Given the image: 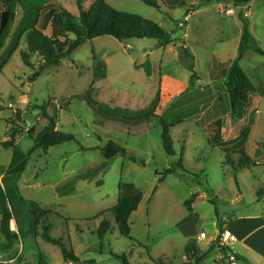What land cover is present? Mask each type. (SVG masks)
I'll return each instance as SVG.
<instances>
[{
    "label": "rangeland",
    "instance_id": "374dc122",
    "mask_svg": "<svg viewBox=\"0 0 264 264\" xmlns=\"http://www.w3.org/2000/svg\"><path fill=\"white\" fill-rule=\"evenodd\" d=\"M95 1L84 0V8L88 9ZM105 1L121 12L156 22L176 43L159 47L151 62L143 58V54L155 49L158 44L155 39L120 42L110 36L96 38L59 63L47 65L32 82L30 77L34 70L26 66L21 57V51L27 46L25 37L17 51L9 56L24 15L23 6L19 5L10 36L0 52V62L9 59L0 74V106L3 107L0 111V165L8 167L11 163L13 150L3 148V143L10 139L13 129L20 127L17 145L27 155L28 165L16 178L19 196L50 211L44 217V220L47 218L45 224L51 225L49 235L60 239L80 264H123L113 254L126 255L130 264H179L185 257L184 234L204 232L207 239L198 243L204 249L211 239L217 238L220 222L229 223L241 214L264 212V196L258 195L259 190L264 192V57L249 50L240 62L258 91L251 95L248 105L237 106L233 121L234 91L222 78L215 81V74L218 67L229 68L234 64L240 43L233 19L221 14L217 3L184 0L185 5L181 7L161 4L160 9H156L141 0ZM77 2L51 0L50 4L79 18ZM230 2L234 4L233 0ZM192 3L196 11L205 10L209 15L206 16V12L190 15ZM253 11L254 20L264 21V0H255ZM47 12L48 9H44L41 13L38 28L56 37ZM180 23L183 28L178 26ZM184 42L194 57L192 69L204 86L202 90L189 86L173 97L178 100V106L172 112L177 108L198 109L186 122L170 130L176 154L171 156L165 149L158 120L139 134L105 126L107 121L103 120L101 112L88 102V91L96 102L109 109H148L159 90L160 70L163 75L175 77V81L189 84L191 72L184 59ZM257 44L264 49V40ZM99 61L106 63L107 74L93 82ZM40 63L38 57L32 59L35 67ZM146 63L153 66L154 76H147L145 67L136 68ZM42 107L55 118V127L39 121ZM219 119L223 121L222 126L207 127L208 120ZM36 124V139H30L28 131ZM245 128L250 129L245 152L252 159L259 156L261 166L238 167L241 159L238 142L214 144L216 136L224 141L237 137ZM54 129L75 135L76 141L52 147L47 152L38 149L41 138ZM110 141L123 146L127 156L116 157L106 169L96 172L105 162L101 150ZM183 148L182 164L187 173L177 170L160 184L165 171L173 169L179 161ZM91 172L90 177L81 178ZM120 183L133 184L142 193L137 211L128 219L133 240L121 235L115 216L110 212L118 203ZM240 192L242 199L236 200ZM192 194L199 196L193 212H189L184 202ZM31 218L34 220L31 223L21 218L23 237L12 243L0 231V264H68L71 260H65L63 247L42 237L44 220H37L36 224L37 215L32 214ZM103 221L110 228L99 236ZM10 229L18 230L14 221ZM28 229L32 230L31 234ZM259 248V244H251L245 237L236 244L243 255L250 254L248 264H264V258L257 252ZM213 261L214 253H211L204 264Z\"/></svg>",
    "mask_w": 264,
    "mask_h": 264
},
{
    "label": "trees",
    "instance_id": "16d2710c",
    "mask_svg": "<svg viewBox=\"0 0 264 264\" xmlns=\"http://www.w3.org/2000/svg\"><path fill=\"white\" fill-rule=\"evenodd\" d=\"M51 0H0V52L4 49L6 41L10 36L11 29L15 18L12 16L17 14V7L23 6L24 15L19 23L18 32L16 34L15 44L12 50L9 52V56H12L20 46L23 38H26V50L21 51V57L24 64L34 70V74L30 77V80L35 81L45 67L50 64H57L65 56L70 55L73 51L81 47L87 41H92L96 38L110 36L120 42H124L131 39H155L162 48L169 47L176 43L171 34L167 33L165 29L151 20L145 19L139 15L129 14L121 12L108 4L105 0H96L88 9L84 8V0H78V7L80 9L79 18L73 16L67 10L57 6L56 4H50ZM149 7L160 9L161 4L170 8L181 7L185 5L184 0H141ZM230 0H201L204 4L225 3ZM236 7L248 6L253 0H233ZM44 9H48V20L52 22V29L57 34L56 37L49 36L43 29L38 28V24L41 19V13ZM243 22V33L239 45V56L234 64L222 73V79L226 84H229L233 89L232 99V120L235 121L236 108L238 105H248L251 101V95L257 93L258 89L254 85L253 81L246 74L244 69L240 66V62L244 58L247 51L252 50L257 55L264 57V50L258 46L257 41L251 33L249 26ZM73 38H72V37ZM184 52V59L187 62V68L191 72L190 88H196L201 82L200 77L192 69V62L194 60L193 55L188 49L182 47ZM38 57L41 60L39 67H35L32 64V59ZM8 58L0 62V74L5 68ZM145 71L148 76L152 75V67L150 63H146ZM107 66L103 61L96 63L94 69V80L97 82L106 77ZM88 102L94 108L98 109L103 120L107 123L104 124L108 128H116L118 130L128 132L131 134H139L146 131L147 126L154 120H158L162 127V138L165 149L168 154L174 156L176 153L173 150V141L170 136V130L178 125L186 122L190 116H193L198 112L197 108L191 110H181L172 113H165L168 105L174 102V99L169 102H164L161 91L158 90L153 98L150 106L146 110H130L127 108L109 109L107 106L96 102L92 97L90 91L87 93ZM3 107L0 106V111ZM41 120L47 124L50 123L53 127L56 126L55 118L48 115L45 107L41 108ZM222 126L223 121L221 119L213 121L209 126ZM47 126V125H46ZM47 128V127H46ZM19 128L13 129L10 139L3 143V148L13 150V158L8 167L0 165V231L6 237L9 243L18 240L20 236L23 237L24 227L21 224V218L26 220V223H31V215H37V220H44L47 217L49 210L41 209V207L34 202H27L23 198H20L18 193V187L16 185V178L25 171L28 165L27 155L17 145L18 136L20 135ZM25 130V128H23ZM38 132V124L33 125L28 131L30 139H36V133ZM250 135V129L245 128L240 132V135L236 142L239 143L238 153L241 155V159L238 162L239 168H250L256 166L255 161L247 156L245 152V144ZM214 140L211 139V142ZM76 141V137L73 134L61 132L57 129L46 133L38 142V149H42L47 152L50 148ZM213 143V142H212ZM215 145H222L223 138L216 136ZM99 149V148H95ZM85 150V149H84ZM102 155L105 158V162L100 166L98 170L106 169L109 163L118 156H127L126 149L117 142L110 141L102 150ZM182 150L181 157L176 163L173 169H168L159 179V183H163L167 176L175 174L177 170H182L187 173V170L182 164ZM93 173H87L81 178H88ZM119 198L117 205L110 210L115 216V220L121 235L133 240L130 236L131 228L128 223L130 215L137 211L142 199V193L135 189L133 184L120 183L119 184ZM198 194H192L190 199L184 202V206L189 212H193V205L198 199ZM47 220V218H46ZM42 225L43 233L42 237L49 243L61 245L63 247V256L66 261L71 260L75 264H80L79 259L70 255L61 243L60 239L52 238L49 235L51 225ZM15 222L18 230L12 231L10 224ZM34 221V220H33ZM109 226L106 221H103L99 230V236H102L109 230ZM222 231V230H221ZM31 234L32 230L28 229ZM186 262L184 264H203L207 258L209 252H203L196 244V241H190L185 249ZM113 256L121 260L123 264H130L126 255L113 254ZM157 264H164L158 262Z\"/></svg>",
    "mask_w": 264,
    "mask_h": 264
},
{
    "label": "crops",
    "instance_id": "0c3cea01",
    "mask_svg": "<svg viewBox=\"0 0 264 264\" xmlns=\"http://www.w3.org/2000/svg\"><path fill=\"white\" fill-rule=\"evenodd\" d=\"M201 2V0H200ZM254 2L255 0H253L248 6H245V7H236L233 3L227 1V5L234 9L233 6L235 7L234 9V14L229 16L227 15L229 18H232L233 19V23L234 25L236 26V39L237 41H241V37H242V33H243V22H242V18L244 19V21L247 23V25L249 26V29L251 31V33L253 34V36L255 37V39L257 40L258 43H261L263 40H264V21L262 19L260 20H254V11H253V6H254ZM193 4L192 3L191 7V11L190 12V15H197L199 14L200 12H206V16L209 15V13L205 10H195L194 7H193ZM218 5L220 3H217ZM218 8V7H217ZM239 10V11H238ZM238 11V12H237ZM247 14V15H246ZM188 18V16H186ZM188 21V20H187ZM176 22V21H175ZM178 23V22H176ZM182 23H180L178 26L180 28H183L181 26ZM187 35L185 34V37ZM183 47H187V45L185 44V42L183 43ZM159 44H157L155 46V49L152 50V51H148V52H145L143 54V58L147 59V60H150L152 62V55L155 51L159 50ZM162 48V47H160ZM188 49V48H187ZM189 50V49H188ZM264 50V49H263ZM147 51V50H145ZM143 65V64H142ZM142 65H136V68H141V69H144V67ZM152 67V75L149 76V77H152L154 76V69H153V66ZM158 68V67H157ZM228 68H225L224 66H220L218 67L217 69V76L216 77V80L215 81H218L217 79L219 78H222V73L224 70H226ZM158 70H160V68H158ZM148 76V75H147ZM159 78H160V83H159V90L161 91V95H162V98L164 100V102H169L171 100H173V97H177L178 94L183 91V90H188L189 89V86H190V82L188 85L186 84H182L180 83L179 81H175V77H171L170 74H165L163 75L161 73V70L159 72ZM166 81L168 82V88H166ZM175 84V86H169V84ZM203 84H202V81L199 82V85L195 88L196 90H202L203 89ZM174 105V106H173ZM178 106V100H174V102H172L171 104L168 105V108L165 110V113H172V110L174 109V107ZM178 110L177 111H181L183 110V108H177ZM175 111V112H177ZM213 121H209L206 123L207 127H209V125L212 123ZM240 135V133H239ZM239 135L237 137H232V138H228V139H225L223 141L224 144L222 145H226L228 143H237L236 140L238 139ZM221 145V146H222ZM253 160L255 161L256 163V166L254 167H257V166H261V158L258 156V157H254ZM249 169V168H247ZM258 195L263 197L264 196V192L262 190H259L258 191ZM238 199H242V194L240 192V196L237 197L236 200ZM212 201V200H211ZM262 208H264V204L262 205ZM134 213V212H133ZM220 230L219 232L222 230H227V231H230L236 238H237V242L233 245V249L235 251V253L237 254L238 256V261L236 264H248L250 261L249 259L247 258V256H249L250 254H247L246 255H243L239 250L236 249V244L239 242V240L243 237L247 238L251 244H254V245H258L259 244V249H258V254H260L263 258H264V212L261 213V212H257V213H254V214H241V215H238L236 217H234L233 220L229 221V223L227 222H220ZM218 232V234H219ZM202 233V232H200ZM199 233V234H200ZM199 234H190L189 236L184 234V237L186 239V245L190 242V241H196V244L197 246L203 251V252H209L207 254V257L208 255H210L211 253H214V261L212 262V264H229L228 260L226 259L228 253L227 251L226 252H221L219 249H218V246L216 244V239H211L207 244V247L202 249L200 247V245L198 244L199 242H202L203 240H199ZM218 237V235H217ZM207 239V237H206ZM246 248V247H245ZM251 250V248H250ZM256 251V250H255ZM186 262V256L183 257V260L182 262H180L179 264H184ZM205 262V261H204ZM203 262V264H204Z\"/></svg>",
    "mask_w": 264,
    "mask_h": 264
},
{
    "label": "built area",
    "instance_id": "2783aa9c",
    "mask_svg": "<svg viewBox=\"0 0 264 264\" xmlns=\"http://www.w3.org/2000/svg\"><path fill=\"white\" fill-rule=\"evenodd\" d=\"M217 9L221 14H225L229 16L234 14V9L230 8L225 3H220ZM185 20L187 21L188 18L185 17ZM206 237L207 235L204 232L199 234V240H204L206 239ZM236 242H237V238L230 231L227 230L220 231L216 239V244L218 246V249L222 253L227 251L228 255L226 259L228 260L229 264H236L238 261V256L233 249V245ZM68 264H75V263L73 261H69Z\"/></svg>",
    "mask_w": 264,
    "mask_h": 264
},
{
    "label": "water",
    "instance_id": "95a60500",
    "mask_svg": "<svg viewBox=\"0 0 264 264\" xmlns=\"http://www.w3.org/2000/svg\"><path fill=\"white\" fill-rule=\"evenodd\" d=\"M12 18H13V19L15 18V14L12 16Z\"/></svg>",
    "mask_w": 264,
    "mask_h": 264
},
{
    "label": "bare ground",
    "instance_id": "6f19581e",
    "mask_svg": "<svg viewBox=\"0 0 264 264\" xmlns=\"http://www.w3.org/2000/svg\"><path fill=\"white\" fill-rule=\"evenodd\" d=\"M14 229V228H13Z\"/></svg>",
    "mask_w": 264,
    "mask_h": 264
}]
</instances>
